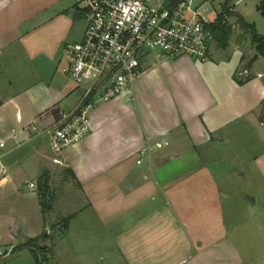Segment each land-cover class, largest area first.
Segmentation results:
<instances>
[{
	"label": "crops",
	"instance_id": "obj_1",
	"mask_svg": "<svg viewBox=\"0 0 264 264\" xmlns=\"http://www.w3.org/2000/svg\"><path fill=\"white\" fill-rule=\"evenodd\" d=\"M78 21L77 41L82 0H0V158L9 172L0 187L29 173L25 187L40 196V181L55 190L62 168L76 184L65 189L63 220L48 222L40 198L39 232L54 226L45 264H258L225 212L253 210L251 193L235 206L238 166L254 164L264 180V57L249 63L256 49L242 42L212 45L207 62H146L132 88L91 110L89 134L61 166L45 130L80 102L81 86L63 72ZM20 122L23 134L10 133ZM163 140L137 164L142 148Z\"/></svg>",
	"mask_w": 264,
	"mask_h": 264
},
{
	"label": "built area",
	"instance_id": "obj_2",
	"mask_svg": "<svg viewBox=\"0 0 264 264\" xmlns=\"http://www.w3.org/2000/svg\"><path fill=\"white\" fill-rule=\"evenodd\" d=\"M151 1L82 0L87 26L81 40L65 45L63 72L80 86L84 82L90 85L82 89L78 105L71 111H60L56 122L45 130L55 164L64 165V151L89 134L91 110L132 88L146 62L155 65L182 56L209 61L215 39L204 9L195 7L193 0H179L173 8L167 7L168 0L160 5ZM29 130L37 132L38 127L31 125ZM12 137L16 140L17 133ZM6 145L0 139V150ZM168 145L163 140L142 148L137 164L150 156L153 148ZM6 178L7 169L1 165L0 183ZM28 187L37 185L29 183Z\"/></svg>",
	"mask_w": 264,
	"mask_h": 264
},
{
	"label": "rangeland",
	"instance_id": "obj_3",
	"mask_svg": "<svg viewBox=\"0 0 264 264\" xmlns=\"http://www.w3.org/2000/svg\"><path fill=\"white\" fill-rule=\"evenodd\" d=\"M162 1L163 0H152L151 4L160 5ZM238 1L240 0H232L235 11L246 15L247 21L254 24L257 32L259 34H264V15L259 10L261 0ZM224 2L225 0H193V5L204 9L205 11H202L203 15L209 21H214L217 14L222 11ZM228 20L234 25L236 24V18H229ZM83 26L84 22L78 21L74 40L77 41L79 38L78 34L81 32ZM234 31L231 44H234V46L237 43L243 44L242 42L251 44L249 37L244 35L240 27L236 26ZM213 46H216V44L214 43ZM215 48L218 49L217 47ZM58 74H62L60 70ZM70 81L73 85L74 82L77 84L74 79ZM89 85L90 82H84L81 84V88L86 89ZM25 124L26 122L12 123L11 127H13L10 133L14 131L18 132L19 135L23 134L24 127L26 126ZM7 140L8 139H6V141ZM0 164L5 166L3 158H0ZM237 169L238 171L234 178L236 185L234 191L235 195L238 196L237 199H235V206L244 203L245 198H242L241 195L251 193L248 205L253 210L250 209L249 213L225 212V219L230 221V225L234 223L239 225L237 239L247 238L253 252V257L261 256L262 258L257 261V263L264 264V180L260 177L254 164H247L241 167L238 166ZM240 173H245V176H241ZM7 176L9 177V172H7ZM31 177L32 174L27 173L15 182L16 185H5L0 187V264H35L32 253L29 250H21L22 243H26L30 237L38 236V244L40 246H46L47 255H50L51 245H53L54 242V226L50 228L47 227L44 232H39L37 222L41 206V197L43 199L42 201L48 197L52 199L51 202L49 200L46 201L44 205V212L48 222H52L57 218L63 220L64 217L68 215L65 209H63L65 203L69 200V194L65 189L73 190L76 187L71 176L65 173L62 168L58 175V179L54 182L56 189L49 193H46V191L42 189V192L40 191V196L38 190H28L25 187L31 180ZM13 187H15V189ZM43 194H45L44 197ZM50 205L52 208H49ZM66 205L65 207L67 208ZM82 205L83 202L78 198L77 207ZM61 223H63V221H61ZM46 233H48L47 236ZM11 246L15 247L11 248ZM245 247H247V245Z\"/></svg>",
	"mask_w": 264,
	"mask_h": 264
},
{
	"label": "trees",
	"instance_id": "obj_4",
	"mask_svg": "<svg viewBox=\"0 0 264 264\" xmlns=\"http://www.w3.org/2000/svg\"><path fill=\"white\" fill-rule=\"evenodd\" d=\"M179 0H168L166 5L168 8H173L177 5ZM231 0H226L223 4L222 11L217 14L214 21L209 25L210 30L214 33V39L216 47L220 50H227L231 45V39L234 35V28L236 26L240 27L245 36L249 37V40L252 45L255 46L256 55L251 59L249 63H252L259 57H264V35H261L257 32L254 24L248 22L243 16L234 12L229 5ZM259 10L264 15V0H262L261 5L259 6ZM229 18H236V24L229 22ZM40 189L47 191L48 190V180L47 178H43L40 181L39 185ZM45 194H43V197ZM49 198V199H48ZM46 198L42 201L43 210L45 209L46 201L51 202V197ZM45 211V210H44ZM67 223V219L64 220ZM47 240V239H45ZM39 238H31L26 243L21 246V250L27 249L29 250L34 259L35 264H44L45 261L48 260L47 256V248L46 246H40L38 244Z\"/></svg>",
	"mask_w": 264,
	"mask_h": 264
},
{
	"label": "water",
	"instance_id": "obj_5",
	"mask_svg": "<svg viewBox=\"0 0 264 264\" xmlns=\"http://www.w3.org/2000/svg\"><path fill=\"white\" fill-rule=\"evenodd\" d=\"M51 207V205L49 206V208ZM48 235V233H46V236Z\"/></svg>",
	"mask_w": 264,
	"mask_h": 264
}]
</instances>
